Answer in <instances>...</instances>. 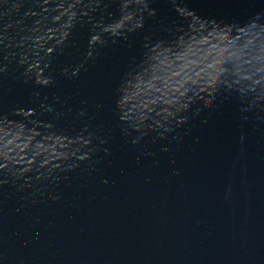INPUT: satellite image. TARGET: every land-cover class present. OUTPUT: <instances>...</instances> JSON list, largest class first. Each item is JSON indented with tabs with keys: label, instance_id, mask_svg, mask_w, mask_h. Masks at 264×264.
I'll return each mask as SVG.
<instances>
[{
	"label": "water",
	"instance_id": "obj_1",
	"mask_svg": "<svg viewBox=\"0 0 264 264\" xmlns=\"http://www.w3.org/2000/svg\"><path fill=\"white\" fill-rule=\"evenodd\" d=\"M0 264H264V0H0Z\"/></svg>",
	"mask_w": 264,
	"mask_h": 264
}]
</instances>
